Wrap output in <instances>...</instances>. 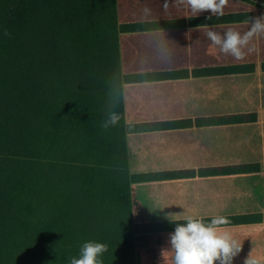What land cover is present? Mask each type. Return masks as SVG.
<instances>
[{"label": "trees", "instance_id": "obj_1", "mask_svg": "<svg viewBox=\"0 0 264 264\" xmlns=\"http://www.w3.org/2000/svg\"><path fill=\"white\" fill-rule=\"evenodd\" d=\"M210 15L0 0V264H69L88 241L103 264H172L189 215L226 217L233 264H264V35L242 59L206 36L247 32L264 0Z\"/></svg>", "mask_w": 264, "mask_h": 264}, {"label": "clouds", "instance_id": "obj_2", "mask_svg": "<svg viewBox=\"0 0 264 264\" xmlns=\"http://www.w3.org/2000/svg\"><path fill=\"white\" fill-rule=\"evenodd\" d=\"M191 10L193 14L210 12L206 19L213 16H223L228 0H179ZM167 7V4H165ZM264 35V18H255L250 29L241 34L234 29H227L223 35L216 31L206 32L207 39L213 46H218L225 55L235 59H242L244 49L248 47L254 37ZM251 51V49H249ZM118 117L112 114L109 122L115 124ZM107 127V124H105ZM228 220L223 216H215L210 221L195 216H186L184 222L176 223L170 234L172 264H233L234 258L241 252L242 245L233 236L222 231V226ZM107 245L101 242H85L78 256L70 258L69 264H103L100 257L107 251ZM244 264H257V261L247 258Z\"/></svg>", "mask_w": 264, "mask_h": 264}, {"label": "crops", "instance_id": "obj_3", "mask_svg": "<svg viewBox=\"0 0 264 264\" xmlns=\"http://www.w3.org/2000/svg\"><path fill=\"white\" fill-rule=\"evenodd\" d=\"M217 264H219V262H217Z\"/></svg>", "mask_w": 264, "mask_h": 264}]
</instances>
